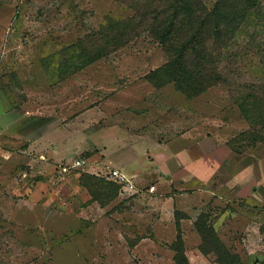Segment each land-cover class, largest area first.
Returning a JSON list of instances; mask_svg holds the SVG:
<instances>
[{
    "label": "rangeland",
    "instance_id": "374dc122",
    "mask_svg": "<svg viewBox=\"0 0 264 264\" xmlns=\"http://www.w3.org/2000/svg\"><path fill=\"white\" fill-rule=\"evenodd\" d=\"M256 3L209 45L223 82L187 98L146 78L160 0H0V264H264V143L239 139L264 128L238 109L264 91Z\"/></svg>",
    "mask_w": 264,
    "mask_h": 264
},
{
    "label": "trees",
    "instance_id": "16d2710c",
    "mask_svg": "<svg viewBox=\"0 0 264 264\" xmlns=\"http://www.w3.org/2000/svg\"><path fill=\"white\" fill-rule=\"evenodd\" d=\"M256 2L257 0H219L209 9L204 0H160L161 11L155 17L151 34L162 46L168 60L146 78L159 87L172 84L187 98L196 97L208 88L222 83V74L216 70V55L214 56L209 45L221 42L225 46L241 23L248 20ZM126 23L110 20L103 38H111V45L119 43V33L127 26ZM210 27H213L211 32L208 31ZM94 53L93 57L86 55L89 63L104 56L99 50ZM238 109L251 127L261 125L264 128V91L255 89L241 96L238 99ZM240 138L247 139L250 147L264 143L263 133L255 130L241 134ZM201 235L204 242L205 236L203 233ZM182 253L179 251L177 264H187ZM223 255L226 261L221 262L224 264H241L238 256H232L225 250Z\"/></svg>",
    "mask_w": 264,
    "mask_h": 264
},
{
    "label": "built area",
    "instance_id": "2783aa9c",
    "mask_svg": "<svg viewBox=\"0 0 264 264\" xmlns=\"http://www.w3.org/2000/svg\"><path fill=\"white\" fill-rule=\"evenodd\" d=\"M87 164V161L84 159L76 160L71 166L73 169L83 168ZM108 176L110 179L114 180L117 185H120L123 189L128 190L129 192H137L136 186L134 182L125 176L119 170H111L108 172ZM153 188L149 189V192H152Z\"/></svg>",
    "mask_w": 264,
    "mask_h": 264
}]
</instances>
